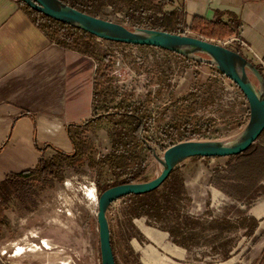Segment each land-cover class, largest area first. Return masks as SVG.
<instances>
[{
  "label": "rangeland",
  "instance_id": "374dc122",
  "mask_svg": "<svg viewBox=\"0 0 264 264\" xmlns=\"http://www.w3.org/2000/svg\"><path fill=\"white\" fill-rule=\"evenodd\" d=\"M121 9L120 6L105 7L99 17L122 23ZM100 44V55L110 59L102 65L98 62L96 92L99 97L95 100V119L74 131L91 150L82 166L67 169L64 179L53 187L29 197L26 202L13 197L8 203L4 211L6 225L0 230L2 264H47L42 257L46 253L50 254L54 264H102L97 222L98 200L102 193L97 185L95 164L111 152V134L116 128L131 129L129 124L118 122L113 115L117 110L138 105L151 117L149 131L145 134L152 142L151 147L140 146L132 140L124 147L140 159L138 165L130 166L131 172L144 169L140 181H151L161 173L162 166L157 157L163 156L166 146L181 142V137L175 133L177 127L183 126V130L188 131L184 134H194L197 140L230 142L241 134L250 119L248 101L240 98L238 87L215 67L169 51L141 47L138 51L126 52L113 42L102 40ZM253 81L257 85L254 78ZM186 137L184 135V139ZM256 144L264 145V134ZM235 163L232 158L214 161L195 158L178 166L176 174L186 193L170 212L172 217L189 214L211 222L212 210L224 214L223 208L230 209L234 201L228 200V196L215 198L213 182L218 171H224L226 175ZM112 179L111 174H106L101 185ZM94 188L95 197L91 195ZM159 202L167 206L163 199ZM128 205L129 201L122 198L109 208L114 252L118 264H143L137 242L143 248L153 244L142 236L137 226L144 223L146 228L157 233L164 232L160 228L163 224H155L145 216L133 218ZM31 213L35 215L31 217ZM32 218L37 220L33 228L27 223V219ZM263 232L264 227L257 237ZM27 234L29 238H26ZM43 239H48L45 240L49 242L48 249L44 247ZM252 241L245 229L235 226L225 233L208 229L203 233L202 244L188 254L190 257L183 264H224L207 263L211 256L223 255L220 246L224 243H228L227 250L232 252L240 249L239 256L228 264H264V236L256 245ZM212 246L222 250L213 251ZM27 248L44 252L18 253Z\"/></svg>",
  "mask_w": 264,
  "mask_h": 264
},
{
  "label": "crops",
  "instance_id": "0c3cea01",
  "mask_svg": "<svg viewBox=\"0 0 264 264\" xmlns=\"http://www.w3.org/2000/svg\"><path fill=\"white\" fill-rule=\"evenodd\" d=\"M174 1L183 7L187 24H191L195 16L223 21L233 28L234 36L241 38L264 62V0ZM247 59L263 73L264 68L251 54ZM97 69L98 62L93 58L52 43L18 0H0V182L10 174L35 168L42 159L50 160L59 152H73L74 126L95 119ZM247 108L249 110V104ZM213 191L215 198L226 197L217 188ZM212 213L222 215L213 210ZM249 215L260 221L254 236L257 237L264 227V198L252 206ZM36 221L27 219L32 228ZM137 227L153 244L143 248L137 242L143 264H183L190 257L188 254L192 251L175 245L169 233H155L144 223ZM43 240L47 248L49 242L45 240L48 239ZM20 251L18 253L44 252ZM235 252L222 263L228 264L239 256L240 252ZM42 257L47 264H54L49 253Z\"/></svg>",
  "mask_w": 264,
  "mask_h": 264
},
{
  "label": "trees",
  "instance_id": "16d2710c",
  "mask_svg": "<svg viewBox=\"0 0 264 264\" xmlns=\"http://www.w3.org/2000/svg\"><path fill=\"white\" fill-rule=\"evenodd\" d=\"M18 1L25 8L35 25L43 31L52 43L64 50L93 58L101 65L110 59L109 56L102 57L100 55L101 44L95 36L33 10L22 0ZM60 1L74 9L98 18H100L99 14L103 8H117L120 6L122 9L119 11L124 15V21L120 24L132 30L147 28L172 34H184L182 31L188 30L190 33L188 36H195L210 42L225 40L235 35L231 26L219 20L209 21L195 16L191 24H187L183 7L174 0ZM94 97L95 100L99 97L96 87ZM113 115L119 119L118 122L129 124L131 129L116 128L114 133L111 134V152L102 156L95 164L97 185L101 193L114 186L149 181H140L144 175V169L141 168L137 172H131L130 166L134 163L138 165L140 159L137 154L125 150L124 147L131 140L140 146L151 147L152 142L145 136L146 132L149 131L148 127L151 117L138 105L123 107ZM89 123L91 122L87 121L74 127L78 130ZM187 132L186 129L183 130V126L175 129L176 135L181 137V140H179L181 142L198 139L194 134L190 136L184 134ZM184 135L187 136L186 139H184ZM71 139L74 147L72 153L59 152L50 160L42 159L35 168L10 174L5 180L0 182V230L2 226L6 225L7 220L4 211L13 197L26 202L29 197L38 195L45 189L53 187L56 182L62 181L67 169L76 168L85 163V158L91 147L78 135L71 134ZM174 144L171 143V146ZM228 158L235 159L236 163L231 166L226 175H224V171H218L213 185L231 198L235 204L230 209H224V214L222 215L215 216L212 213L211 222H208L202 216L196 217L183 214L182 217L177 216L174 218L170 214L176 208L182 195L186 193L181 178L176 174V169L158 190L142 196L130 195L124 197V199L129 201L130 214L133 218L145 216L155 224H163L160 228L162 231L169 233L170 240L175 245L189 252L202 244L203 233L208 229L215 230L218 233H225L233 226L245 229L246 235L250 238L253 237L252 244L256 245L261 237L264 236V232L259 237H254L259 229L260 221L249 215V212L253 203L257 199L264 197V145L255 143L245 153ZM106 174H111L114 179L106 185H101V181ZM159 199H163L167 206L164 207L159 202ZM238 204H241V207ZM242 207H245V210ZM197 229L200 231L197 232ZM112 246L114 249L113 235ZM227 246L228 243L221 245L220 247L223 250L220 247L212 246L213 251L221 249L223 255L220 257L211 256L207 263L226 262L231 259L233 252L227 250ZM239 252L240 249L235 254ZM116 262L118 264L117 258Z\"/></svg>",
  "mask_w": 264,
  "mask_h": 264
},
{
  "label": "water",
  "instance_id": "95a60500",
  "mask_svg": "<svg viewBox=\"0 0 264 264\" xmlns=\"http://www.w3.org/2000/svg\"><path fill=\"white\" fill-rule=\"evenodd\" d=\"M22 1L33 10L100 40L160 48L215 67L239 87L248 101L249 122L234 140L230 142L192 140L174 144L163 153L162 157H157L162 171L156 178L144 183L114 186L100 195L97 222L101 262L102 264H117L108 219L110 206L127 196H142L158 190L169 179L172 172L189 159L228 158L248 151L264 133V75L246 57L210 41L147 28L132 30L123 24L83 13L60 0Z\"/></svg>",
  "mask_w": 264,
  "mask_h": 264
},
{
  "label": "built area",
  "instance_id": "2783aa9c",
  "mask_svg": "<svg viewBox=\"0 0 264 264\" xmlns=\"http://www.w3.org/2000/svg\"><path fill=\"white\" fill-rule=\"evenodd\" d=\"M121 17L122 19H124L123 16H119ZM127 25H129L128 22H126ZM183 35H190L189 31L186 30L184 32ZM195 37V36H193ZM99 42H101L102 40L98 39ZM213 43L215 44H218L222 47H225V48H228L234 52H237L239 54H241L242 56L246 57V58H249V54H251L253 57H254V60H256V63L258 65H261L263 68H264V62L263 60L241 39L239 38L238 36H231L225 40H221V41H218V40H215V41H212ZM116 45L120 46L121 48H125L124 50L127 52V50H134V51H138L139 48H141L142 46H137V45H131V44H123V43H115ZM149 48H152V49H155V50H163V49H160V48H154V47H149ZM166 51V50H164ZM168 52V51H167ZM172 54V52H170ZM249 53V54H248ZM248 54V55H247ZM264 73V71H263ZM223 75V74H222ZM224 76V75H223ZM226 77V76H225ZM229 79V78H228ZM231 81V80H230ZM233 85H235V87H238L233 81H232ZM238 91L240 93V98L241 99H244L247 101L245 95L243 94V92L239 89L238 87ZM249 122V121H248ZM248 124V123H247ZM169 147H171V144L166 146L164 149L165 151L168 149ZM163 149V150H164ZM164 151V152H165ZM204 159V158H203ZM214 160V159H212ZM109 213V211H108ZM109 219V218H108Z\"/></svg>",
  "mask_w": 264,
  "mask_h": 264
},
{
  "label": "bare ground",
  "instance_id": "6f19581e",
  "mask_svg": "<svg viewBox=\"0 0 264 264\" xmlns=\"http://www.w3.org/2000/svg\"><path fill=\"white\" fill-rule=\"evenodd\" d=\"M95 192H96V189H95V188L92 189L91 195H92L93 197H95Z\"/></svg>",
  "mask_w": 264,
  "mask_h": 264
}]
</instances>
